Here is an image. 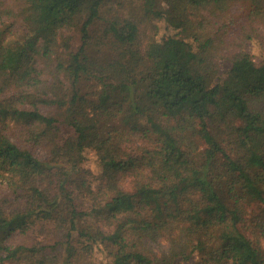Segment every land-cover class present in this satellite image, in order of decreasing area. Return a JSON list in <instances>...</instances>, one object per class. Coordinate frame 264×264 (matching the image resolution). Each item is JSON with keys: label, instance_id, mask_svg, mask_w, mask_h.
I'll return each instance as SVG.
<instances>
[{"label": "trees", "instance_id": "trees-1", "mask_svg": "<svg viewBox=\"0 0 264 264\" xmlns=\"http://www.w3.org/2000/svg\"><path fill=\"white\" fill-rule=\"evenodd\" d=\"M249 43L264 0H0V264H264Z\"/></svg>", "mask_w": 264, "mask_h": 264}, {"label": "rangeland", "instance_id": "rangeland-1", "mask_svg": "<svg viewBox=\"0 0 264 264\" xmlns=\"http://www.w3.org/2000/svg\"><path fill=\"white\" fill-rule=\"evenodd\" d=\"M239 15V12H236L235 13V18H237ZM42 17L45 18L47 17V15L45 13L42 14ZM149 29H145L144 32L142 33L141 35V43L144 45L146 39H147V33H148ZM247 51L252 55L253 59L258 62L260 60V56H262L263 54V50H264V47H260V46H256V45H253L251 43H249L247 45ZM227 67H229V63L228 62H224L223 64H220L219 65V70L220 71H223L225 70ZM142 126V124H141ZM61 137L65 138L67 136V134H69V130L67 127H63L61 126ZM36 156H38L40 159H44L46 157V151H44L43 149H35L34 152H33ZM87 156L89 157V161L85 164L87 168L95 171L96 168L94 167L93 165V160H95V155L94 153L92 152H88L87 153ZM249 212H248V216L250 218V220L254 219L255 215L257 214V208L256 207H253V209H248ZM97 257H100V255H97ZM178 264H194L193 262H190V263H178Z\"/></svg>", "mask_w": 264, "mask_h": 264}]
</instances>
